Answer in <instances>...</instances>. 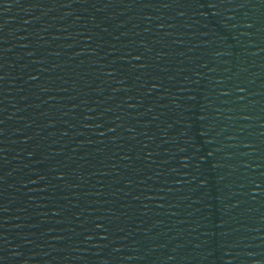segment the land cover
Masks as SVG:
<instances>
[{"label": "water", "instance_id": "1", "mask_svg": "<svg viewBox=\"0 0 264 264\" xmlns=\"http://www.w3.org/2000/svg\"><path fill=\"white\" fill-rule=\"evenodd\" d=\"M0 264H264V0H0Z\"/></svg>", "mask_w": 264, "mask_h": 264}]
</instances>
